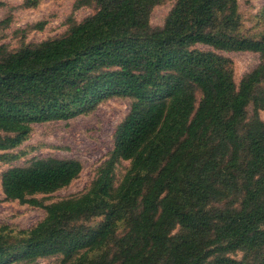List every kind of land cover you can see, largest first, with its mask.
Returning a JSON list of instances; mask_svg holds the SVG:
<instances>
[{"label":"trees","instance_id":"1","mask_svg":"<svg viewBox=\"0 0 264 264\" xmlns=\"http://www.w3.org/2000/svg\"><path fill=\"white\" fill-rule=\"evenodd\" d=\"M164 1L74 0L73 10L94 12L65 34L15 50L0 43L1 190L45 209L28 229L0 228V264H264V23L242 32L239 0H176L152 26ZM223 51L260 62L237 84ZM114 97L130 98V109L88 188L43 203L37 195L70 185L82 164L14 165L32 125Z\"/></svg>","mask_w":264,"mask_h":264},{"label":"rangeland","instance_id":"2","mask_svg":"<svg viewBox=\"0 0 264 264\" xmlns=\"http://www.w3.org/2000/svg\"><path fill=\"white\" fill-rule=\"evenodd\" d=\"M6 6L0 8V20L8 15L11 21L7 27L0 25V43L9 50H15L23 43L38 42L59 37L68 31L73 21H81L94 12L92 7L73 10L74 0H40L37 7L21 5L23 0H1ZM176 0H165L154 7L150 22L161 26ZM264 0H239L241 29L245 34H256L264 23L258 12ZM45 21L42 29H31L37 22ZM199 47H204L200 46ZM233 61L234 79H240L260 62L258 53L222 52ZM130 98L114 97L105 100L86 114L68 120L38 122L32 125L31 134L21 146L25 151L14 165L27 164L33 158L53 156L74 158L81 162L82 171L70 185L49 195H37L47 204L61 198L84 192L90 185L98 167L107 158L113 147V134L116 126L130 109ZM264 120V111L260 113ZM9 165L0 163V174ZM128 167V161H121L115 169V178L120 180ZM45 215V209L5 198L0 186V228L28 229L38 223ZM61 257L40 259L36 264H60Z\"/></svg>","mask_w":264,"mask_h":264}]
</instances>
